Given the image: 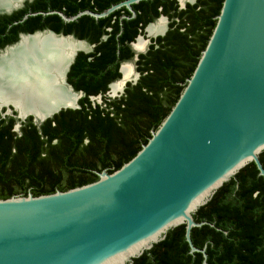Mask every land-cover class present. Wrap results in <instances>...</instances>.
I'll list each match as a JSON object with an SVG mask.
<instances>
[{
    "label": "water",
    "instance_id": "water-1",
    "mask_svg": "<svg viewBox=\"0 0 264 264\" xmlns=\"http://www.w3.org/2000/svg\"><path fill=\"white\" fill-rule=\"evenodd\" d=\"M24 1L0 8V16ZM141 1L148 0H127L100 14L83 11L73 17L31 13L13 25L37 15H57L64 23L83 16L99 20L123 7L134 17L131 6ZM215 20L178 100L129 162L111 174L95 173L96 182L66 192L0 200V264H132L180 226H185L189 253L201 254L207 264L205 249L191 241L192 229L206 225L196 223L194 213L250 163L264 181L259 160L264 151V0H223ZM42 35L87 50L72 53L65 78L77 53L92 52L83 42L44 31L20 36L0 57L24 39ZM63 83L77 98L72 107H54L44 118L21 115L10 105H0V113H16L17 132L28 117L39 126L61 111L78 110L82 94Z\"/></svg>",
    "mask_w": 264,
    "mask_h": 264
},
{
    "label": "trees",
    "instance_id": "trees-1",
    "mask_svg": "<svg viewBox=\"0 0 264 264\" xmlns=\"http://www.w3.org/2000/svg\"><path fill=\"white\" fill-rule=\"evenodd\" d=\"M122 1L125 0L117 3ZM107 2L109 8L116 1ZM222 2L199 1L197 18L202 47L198 51H194L196 38L189 23L183 22L182 26H187L186 32L169 31L164 38L155 41L157 48L146 59L150 74L136 86L129 85L120 100L107 103L105 107L93 106L88 98L106 91L109 81L103 78L115 68L111 64L114 58L119 60L117 51L123 49L126 53L123 59H131L133 53L123 44L132 42L146 24L160 16L174 18L168 4L171 2H141L138 7H132L137 14L135 19H124L121 26L116 22L110 32L106 29L115 14L99 21L84 16L72 23H64L57 15H37L13 25L28 13L60 10L55 7L56 0H33L12 15L0 16V50L18 41L15 35L18 31L34 34L49 30L56 35H72L90 44L99 43L92 54H77L67 75V82L74 91H82L85 95L79 101V110L60 112L39 128L29 117L20 123L18 133L13 132L18 123L16 113L12 112L8 117L0 113V200L27 197L28 194L40 197L57 191L66 192L96 182L98 178L91 169L98 172L107 169L111 174L129 162L178 100L215 27ZM68 6L64 1L60 11L71 17L64 10ZM160 6H163L162 12L158 11ZM148 8L154 13L150 19L144 20ZM121 11L126 12L125 9ZM104 21L107 22L103 25ZM120 30L122 33L116 38ZM103 36L107 39L100 42ZM184 61L188 62L190 69L183 73ZM82 136L87 137V145H81ZM56 139L61 142L51 145ZM259 160L264 169V151ZM66 176L70 177L69 183ZM193 218L196 223H206L192 229L191 241L195 248L205 249L207 264H264V181L253 163L223 184ZM189 251L185 226H180L170 230L163 241L133 260L132 264H202V255H191Z\"/></svg>",
    "mask_w": 264,
    "mask_h": 264
},
{
    "label": "bare ground",
    "instance_id": "bare-ground-1",
    "mask_svg": "<svg viewBox=\"0 0 264 264\" xmlns=\"http://www.w3.org/2000/svg\"><path fill=\"white\" fill-rule=\"evenodd\" d=\"M16 1L0 0V8H9ZM164 32L163 26L157 24L150 26L147 34ZM143 45L139 41L137 47L142 49ZM75 51L87 50L80 44L44 35L24 39L8 50L0 57V105H10L21 115L38 118H44L57 106L72 107L77 98L64 88L63 81ZM130 75L131 67L124 68V81ZM122 84L115 85L113 92L120 90Z\"/></svg>",
    "mask_w": 264,
    "mask_h": 264
},
{
    "label": "flooded vegetation",
    "instance_id": "flooded-vegetation-1",
    "mask_svg": "<svg viewBox=\"0 0 264 264\" xmlns=\"http://www.w3.org/2000/svg\"><path fill=\"white\" fill-rule=\"evenodd\" d=\"M64 1H66V3H68V5H69L67 10H66V8H64V10L67 12L68 15L73 17V15H72L73 13L76 12V15H77L78 13L83 12V11H90V12H93L95 14H100V13L105 12L109 8H111V7L115 6V5H118V4L122 3V2H125L127 0L122 1L120 3H117L118 0H112V2H114V1H116V2L113 3V5H111L109 8H107V5H108L107 0H68V1L67 0H56L55 7L60 9V10H63L62 7H63ZM148 1H153V0H148ZM167 1L171 2V3H168V4L171 6L172 12H173L172 14L175 15V17L174 18H168L166 16H160L159 18H157L156 20L152 21L151 23L146 24L142 28V30L139 32V35L132 42H130L129 44H127L125 46L123 44V47L129 48V50L133 53V56L129 60H124L123 57H125V55H126V53L123 52L124 50L121 49L120 51H117L116 56L119 57V60H116L114 58L113 64H111L113 66L115 65V68L113 67V70L110 73V75H106V77L103 78L105 81H109L108 84L106 85V91L103 94H98L96 96H90L88 98L90 103L93 106L105 107V104H107V103H110V102L115 101V100H120L125 95V91L127 90V87L129 85L132 86V87L136 86L140 82V80L142 78H144L145 76H148L150 74V71L147 69L149 63L146 62V59L151 57V52H153L157 48V45L155 44V41L158 38H164L168 34L169 31L179 30L181 33L186 32L187 31V26L186 25L182 26L183 22L189 23L188 25L190 27V31H192L194 33V35H195L196 47H195L194 51L195 50L198 51L199 48L202 47V40H201V38L199 39V20L197 18V13L200 10V7H199V1L200 0H167ZM32 2H33V0H25L23 2V4L21 5V7H19L16 10H14L12 13H10L8 15L4 14V15H1V16L12 15L14 12H17L19 10L24 9L27 4H31ZM141 2H146V1H141ZM141 2L131 6V9H132V11L135 14L134 17H132L131 13L124 7L120 8L119 10L114 11L113 13H111L110 15L115 14V17L110 20V22H109L110 23V27L106 29V32H110L112 30V28H113L112 25L114 26L116 24V22H119V25L121 26L122 25L121 23H122V21L124 19H126V20L135 19L137 14H136V11L132 7L133 6H137L138 7V5ZM214 6H215V8H217L218 7V3L215 4ZM122 9H125V11L129 14V16H127L126 12L121 11ZM60 10H58V11L55 10V11L61 12ZM158 11L162 12L163 11V6H160ZM48 12H50V11H48ZM153 13H154V11L152 9L148 8L146 10V12H145L144 20L150 19L152 17ZM28 14H31V13H28ZM109 16H107L106 18H108ZM106 18H103V19H106ZM160 19H163V20H160ZM99 20H102V19H99ZM99 20H96V21H99ZM106 22L107 21H104L103 25L106 24ZM157 24H161L163 26V29H165L164 35L161 36V33H162L161 32L159 34H154V35H156V38L148 37L147 31H148L149 27L150 26H155ZM103 25H102V28H103ZM45 31H49V30H45ZM42 32H44V31H42ZM35 33H38V32H35ZM121 33H122V30H120L118 32L116 38H118L121 35ZM15 35H16V37L19 40L20 36H22V35L26 36V35H30V34H26V33L22 32V31H18V32H16ZM57 36L70 37L74 41H80V42H83L84 44L88 45L89 47H92V52H90L88 54H85V55L92 54L93 51L95 50V48L97 47V45L99 44V43L98 44H90V43L85 42V41L77 40L72 35H68V36L57 35ZM144 38L146 40H144ZM106 39H107V36H103L100 39V42H104V41H106ZM139 41L144 43L142 49H139L137 47ZM14 44L5 46L2 50H4L7 47H10V46H12ZM2 50H0V52ZM79 53H82V52H79ZM79 53H77V54H79ZM82 54H84V53H82ZM193 55H194V53L191 56V63H193V61H194L193 60L194 59ZM140 56H144V59H140ZM152 56H153V53H152ZM75 58H74V60H73V62L71 64V66L74 63ZM88 60H91V59H88ZM130 62H133V67L131 68V75H130V78L128 80L124 81V79H123V69L127 68V67H130V66L127 65ZM183 63H184V65H183V67H184L183 73H184V72H187L190 69V65L186 61H184ZM69 70H70V68H69ZM68 73H69V71H68ZM68 73H67V75H68ZM67 75H66V78H65L67 86L70 87L74 93L82 94V97L80 98V100H81L82 98L85 97L84 93L82 91H78V92L74 91L73 87L71 85H69L68 82H67ZM131 78H132L131 83H128ZM134 80H135V82H134ZM121 83H123L122 86H121V89L120 90H116L115 92H113V87L115 85H119ZM98 100L102 101L101 105L97 102ZM79 101H78V105H79ZM79 109H80V107H79ZM65 111H72V110H65ZM75 111H77V110H75ZM61 112H63V111H61ZM5 117H8V116H5ZM53 118L50 119V120H53ZM46 121H48V120H46ZM46 121L41 123L39 126H36L33 122L32 123H33L34 126L39 128ZM18 131H19V129H18ZM18 131L15 132L14 128H13V132L14 133H18ZM59 142H61V139H56V140L51 142V145H57ZM87 143H88L87 137L86 136H82L81 145L84 146V145H87ZM91 171L93 173H100L102 171H106L107 172L108 170L107 169H102V171L98 172L95 169H91ZM65 178H66L65 180L67 181V183H69L70 181L68 179H70V177L66 176Z\"/></svg>",
    "mask_w": 264,
    "mask_h": 264
},
{
    "label": "rangeland",
    "instance_id": "rangeland-1",
    "mask_svg": "<svg viewBox=\"0 0 264 264\" xmlns=\"http://www.w3.org/2000/svg\"><path fill=\"white\" fill-rule=\"evenodd\" d=\"M144 40H146L145 38H144ZM128 66H130L131 68L133 67V62H130V63H128L127 64ZM131 81H132V78L129 80V82L128 83H131ZM100 105H101V100L99 101H97ZM3 110V111H2ZM1 110V113H2V116H10L11 115V111H9V110H6V109H2Z\"/></svg>",
    "mask_w": 264,
    "mask_h": 264
}]
</instances>
